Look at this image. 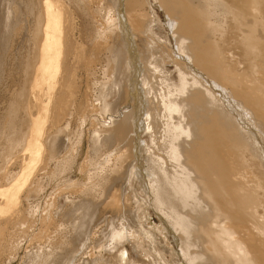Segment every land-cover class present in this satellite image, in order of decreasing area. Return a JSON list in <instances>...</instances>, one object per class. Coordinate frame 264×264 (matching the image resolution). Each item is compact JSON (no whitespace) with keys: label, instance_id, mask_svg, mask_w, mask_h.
I'll return each mask as SVG.
<instances>
[{"label":"bare ground","instance_id":"1","mask_svg":"<svg viewBox=\"0 0 264 264\" xmlns=\"http://www.w3.org/2000/svg\"><path fill=\"white\" fill-rule=\"evenodd\" d=\"M151 1L39 0L23 25L0 143L21 152L0 169L8 261L24 242L18 264H108L129 233L154 264H264V0H156L175 38ZM0 5L4 40L21 3ZM96 212L109 217L90 235Z\"/></svg>","mask_w":264,"mask_h":264},{"label":"rangeland","instance_id":"2","mask_svg":"<svg viewBox=\"0 0 264 264\" xmlns=\"http://www.w3.org/2000/svg\"><path fill=\"white\" fill-rule=\"evenodd\" d=\"M17 1H20V3H21V6H20V13L21 14H20V18H19V20L17 22L16 28L4 40L0 36V143H3V144H4V138H3V135H1V133L3 132L2 126H3V123H4L5 116H6L7 101H8L9 94H10L9 92H11L13 90V88H15V87L19 88L18 85L23 82V79H22V70H23V64H24V55H25V52H26L27 49L25 50L24 47H26V45H24V42L22 40V36H23L22 35L23 34L22 27L25 24L26 25V29H27L31 25H33L34 16L38 13V10H39V7H38V1L39 0H17ZM0 3H2V0L0 1ZM0 6H1L0 8H2L1 9V12L3 13V11H2L3 10V6L2 5H0ZM151 6L154 7V9L160 14V19H161V21L158 23V26L156 27V32L161 37L168 36L170 38H175L176 35L174 33L170 32V29H168V27H167L166 15L163 12L162 8L158 6L157 1L156 0H152L151 1ZM2 13H1V15H2ZM12 39H13V41H12ZM160 41L164 42L163 38H161ZM166 43H168V42H166ZM26 48H28V44H27V47ZM15 53L17 55V58H19V61H20V70L18 69V63L16 61H15V63H13L14 62L13 61L14 59L12 57H14V56H12V55H14ZM188 59H190V58H188ZM170 66H172V65H170ZM170 70H173V69L170 68ZM124 103L125 102L122 101V100L119 101L118 108H122V105ZM130 108H131L130 106H129V108L123 107V109H128V110ZM30 109H31V106H30ZM35 111H36V109L34 110V112ZM23 115H24V112L23 113L21 112V116H23ZM23 120L24 119H21V118L19 119V121H18V127L19 126H22L23 127V130L25 131V129H26L27 126H25L26 123L23 122ZM74 127L76 128L77 126H74ZM86 127H88V125H86L83 128L84 132L82 130L81 131L82 133H86L87 132V131H85V130H87V129H85ZM71 131H73V133ZM70 132H69L70 133L69 136H71L72 134L73 135L70 137L69 142H71L72 139L74 141L75 140L74 137L75 136L76 137L78 136V132L76 133L75 130H73V128L70 129ZM9 135L11 136V134H9ZM9 135H8V138L7 139L11 138ZM18 135H19V133H18ZM83 135H85V134H83ZM144 136H145V134H144ZM83 138H85L84 141H83L84 142L83 151H84V149L87 150V144H86V139L87 138L86 137H83ZM144 138H146V136ZM77 144H80V141ZM116 145H117V141H115L114 143L110 144L109 149L115 148ZM0 146H1V144H0ZM8 147H7L8 150L6 149L7 152L9 153V154L7 153L8 156L7 157L4 156V158H3L0 155V164H2V165H0V169H3L4 167H7V169H10L13 173H16L17 170H18V164H17L18 162H17V160H15V163L14 162H10L11 164L13 163V165H10V163H8V161L11 160V158H10L11 155H15L16 156V154L19 155V154H21V152H20V149L16 150V151H18L20 153H15L14 152L15 149H16V145H13V143H12V146L11 147H9V148ZM77 148H78V146H77ZM74 169L76 171L70 172V173H72L71 175H70V173H68L69 174V177H71L72 179H75L74 177L77 178V176H78L77 175L78 174L77 168H74ZM54 188H55V186L52 185V187L50 186V188H48L44 192V194L43 193L42 194L40 193L38 196L36 195L34 197H31L30 200H28L27 202L24 201L23 202L24 205L22 204V208L28 207L27 205L29 204V206L32 205V208H34V210H35L36 209L35 207L38 206L39 203L41 205V206L39 205V207H43L45 205V202L44 201L46 199H48L47 197L49 196L50 191L52 189H54ZM65 191H67L66 192L67 193L66 196H69L68 193L70 194L71 190H69V189L64 190V195H65ZM72 196H75V193L73 195V192H71L70 196L67 199H70L71 200L73 198ZM36 197H38V198H36ZM44 197H46L45 200H44ZM34 204H36V205H34ZM41 209L38 208V211L35 212L32 215L33 217H30V220L32 219L31 220L32 222H38V223H35V225L33 223V226L35 228L38 225H40L39 223L41 222V220L39 221V219H40V215L39 214H41V211H39V210H41ZM88 212L91 213L92 212V208L87 209V213ZM75 214H77V212ZM75 214L72 217H73V220L76 219V221H77L78 220L77 218L79 217L80 212L78 214V217H77V215L75 216ZM96 214H98V212H96L95 215H94L93 222H92L93 223V225H92L93 227L91 226V228H90L91 229L90 235L94 231H98L102 227H104L105 222L107 223V219L106 218L109 217V215H106L103 218H100L99 219L98 218V215H96ZM35 216H36V219H35ZM151 216H152L151 221H154L155 223L156 222L158 223V218L154 215L153 212H151V215L150 216L147 215L146 218L147 217H151ZM74 217H75V219H74ZM85 217L82 219V222H84V226L86 225L85 223L87 221V217L86 218ZM146 218H144L143 219L144 221H142L145 225L147 224V221L145 222V219ZM24 226H23V230L20 228V233L22 231H25V230L27 231V229H28V228H26L27 226L26 225H24ZM33 226H31V228ZM7 228H8V230H6L7 234H9L8 231L12 233V229H14V228L10 227V225ZM31 228H30V231H29L28 234H31L30 233L31 232ZM18 231H19V229H18ZM21 235H23V234H20L18 236L20 238H22ZM59 236H61V234ZM134 236H136V234H134L132 236V235H130L128 233V235L126 236V238H124V240L118 246V250H115L114 249V250L106 253V257L108 258V260H107L108 264H154V262H153L154 259L152 257L156 256V254H154V252H158V251L152 252L151 250L148 249L147 250L148 253H147V251H144L139 246H137V238H135ZM20 238H18V240ZM166 242H167L165 244L166 247H173V246H175L172 237L170 235H168V234H167V240H166ZM20 248L21 249L18 250V253H17L18 255L16 256V259H15V257L12 258V260L14 259L13 261L12 260L11 261L10 260L8 261V258L5 255H1L0 256V264H18L19 261H20V257L23 255L24 242H23V244H21V247ZM74 255L77 256L78 255V252L77 253H75L74 251H70L69 252V256H71V258ZM83 257H85V253H82L80 255L79 260H81ZM4 259H6V260H4ZM63 260L65 261V259H63ZM160 260H162L161 257H160ZM162 261L165 263L164 260H162Z\"/></svg>","mask_w":264,"mask_h":264}]
</instances>
